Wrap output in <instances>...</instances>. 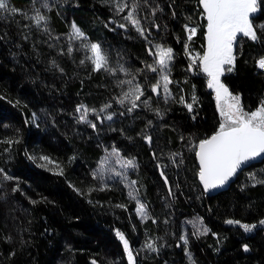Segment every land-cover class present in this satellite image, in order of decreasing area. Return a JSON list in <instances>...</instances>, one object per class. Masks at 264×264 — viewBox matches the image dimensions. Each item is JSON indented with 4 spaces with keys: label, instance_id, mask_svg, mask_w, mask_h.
<instances>
[{
    "label": "trees",
    "instance_id": "trees-1",
    "mask_svg": "<svg viewBox=\"0 0 264 264\" xmlns=\"http://www.w3.org/2000/svg\"><path fill=\"white\" fill-rule=\"evenodd\" d=\"M9 3L19 11L0 17V264H128L117 231L128 239L135 264H264V225H258L264 158L214 196L199 179L197 146L218 131L222 118L205 73L190 59V51L205 48L207 20L198 0ZM120 4L128 7L117 14ZM260 4L251 16L258 39L238 35L233 71L220 77L245 112L264 102ZM37 10L46 17L39 25L31 19ZM129 10L144 35L123 19ZM73 23L84 37L72 38ZM186 26L197 29L191 41ZM92 43L114 71L93 70L85 47ZM156 44L173 50L168 93L162 82L152 92L161 79L147 67H158ZM137 84L144 94L128 112L131 98L117 101ZM79 106L90 110L86 121ZM108 149L136 166L106 168ZM137 200L147 219L137 214ZM192 218L209 232L195 235ZM229 219L258 227L246 233ZM149 242L157 251L145 247Z\"/></svg>",
    "mask_w": 264,
    "mask_h": 264
},
{
    "label": "snow or ice",
    "instance_id": "snow-or-ice-1",
    "mask_svg": "<svg viewBox=\"0 0 264 264\" xmlns=\"http://www.w3.org/2000/svg\"><path fill=\"white\" fill-rule=\"evenodd\" d=\"M198 3L203 8L202 15L207 20L206 25V41L207 47L202 56L198 57L199 65L202 71L208 76V87L213 88L216 91L217 107L222 118L218 131L210 138L201 140L196 151V156L199 159V179L203 184L205 192H209L213 189H217L223 186L232 177L237 170L245 164V162L252 160L258 156L264 155V102L255 111L245 112L240 105V97L233 96L228 89L220 82V76L224 71H233V65L235 57L233 55V45L237 41L238 35L242 34L253 41L257 40V32L252 23L251 14L258 10V0H198ZM48 7L47 3L43 5ZM127 4H120L116 8L117 14L123 12ZM19 10L10 6L9 0H0V17L4 13L9 15L17 13ZM37 25L41 21H45L46 17L40 14L39 10L31 17ZM123 19L129 22L136 28L141 35H144V31L140 28V21L135 18V11L129 10L127 15ZM73 39L84 37V33L80 28L73 23L72 24ZM121 28L125 27V24L120 25ZM189 41L192 40L196 34V28H187ZM91 51L92 55L89 57L93 64L94 71L105 70L112 72L113 69L108 66V58L103 53L101 46L97 43L85 45ZM188 45H185L187 51ZM157 59L155 64L158 67L148 65L147 67L152 72L161 73V79L152 86V92H157L158 85L162 82L163 90L168 93V86L171 83L167 74L169 70V63L173 59V50L171 48H163L159 45L156 46ZM72 51L71 48L68 49ZM151 54V53H150ZM83 63V61H81ZM195 63V58L193 60ZM225 65L228 67L225 69ZM190 65L189 67H191ZM257 66L260 69H264V57L257 61ZM124 71V69H121ZM121 83H124L123 81ZM131 83V81H128ZM140 86L137 84L134 88L123 94V98L117 102L123 104L125 100L130 99L131 107L127 109L128 112H132L137 107L136 101L140 100L143 96ZM195 96H193V102H195ZM223 100V103H222ZM183 102V98H181ZM145 103H147L145 101ZM105 107H108L107 105ZM186 107L191 111L192 104H187ZM82 106L77 107L76 111L80 112ZM89 109H84L87 113ZM95 111V110H91ZM100 111H104L101 109ZM81 121L87 119L86 115H81ZM111 120L112 116L106 117ZM91 127L95 128V124H91ZM145 139L151 142L150 137ZM11 143V141H9ZM113 153L117 156L119 153L116 149H113ZM40 159L48 161V157L43 156ZM51 163V161H48ZM123 168H134L136 165L133 160L117 161ZM58 167V166H57ZM2 171V170H0ZM95 176V173L93 174ZM117 176L121 175L116 173ZM163 176V173H161ZM254 178V177H253ZM4 179H10V177L4 176ZM264 183V181H259ZM135 184V181L131 182ZM165 183L167 179L165 178ZM15 190V189H14ZM100 190H104L103 188ZM130 199L136 200L134 192H129ZM123 207V205H120ZM137 214L142 219H147V212L145 205L139 203L137 200ZM225 223L230 225H238L244 232L249 233L258 227V225H264V219L259 220L257 224L241 223L239 220H226ZM208 228L203 229L202 234H207ZM116 236L123 244L124 252L128 257V264H135L132 250L129 245L128 239L125 235L117 231ZM184 243L187 244L185 237H181ZM146 248L151 251H157V248L151 243L145 245ZM244 250H248V246L244 245ZM191 254H189V260H191ZM95 264V261L93 262Z\"/></svg>",
    "mask_w": 264,
    "mask_h": 264
},
{
    "label": "rangeland",
    "instance_id": "rangeland-1",
    "mask_svg": "<svg viewBox=\"0 0 264 264\" xmlns=\"http://www.w3.org/2000/svg\"><path fill=\"white\" fill-rule=\"evenodd\" d=\"M261 0H258V10H259V8H260V6H261ZM258 10H257V12H258ZM257 12H255V13H253V14H251V16L252 15H254V14H256ZM206 19V18H205ZM207 25V24H206ZM206 32V31H205ZM72 34H73V32H72ZM239 35H242V34H239ZM158 44H156V45H153L152 47H153V53H152V55L153 56H155V58L157 59V56L155 55V53H156V51H157V49H156V46H157ZM205 48H204V51L206 50V47H207V41H206V38H205ZM160 46V45H159ZM164 48V47H163ZM204 51L203 52H201V53H194V52H192V51H190V59H192V62H193V60H194V58H195V63H193V65L195 66V65H198L199 67H200V65H199V60H198V57L199 56H202L203 55V53H204ZM171 62V61H170ZM169 65H170V63H169ZM226 67H228L227 65H225V69H226ZM258 67V66H257ZM260 69V68H259ZM264 70V69H263ZM206 75V77H207V79H209L208 78V76H207V74H205ZM221 77V76H220ZM220 82H221V79H220ZM222 83V82H221ZM224 86H225V84L224 83H222ZM226 87V86H225ZM227 88V87H226ZM213 89V88H212ZM213 91H214V96L216 97V91L213 89ZM233 96H235V95H233ZM216 101H217V99H216ZM222 103H223V100H222ZM84 109L85 108H81V111L79 112V115H80V117H81V115H85V112H84ZM87 117V116H86ZM87 120V119H86ZM85 120V121H86ZM106 154H105V157H104V159H103V164H104V166L106 167V168H109V167H111V169H113L114 170V172H116V171H120V172H127V171H130L132 168H123V167H121V164L120 163H118L117 161L119 160V161H125V160H129V159H127V158H125L124 156H122V155H116V154H114L113 153V149H108L106 152H105ZM105 168V169H106ZM188 224H189V226H190V228H192V231H193V233L195 234V235H199V234H202L203 233V229L205 228V227H203L202 225H201V223H200V221H199V219H197V218H192V219H189V222H188Z\"/></svg>",
    "mask_w": 264,
    "mask_h": 264
},
{
    "label": "water",
    "instance_id": "water-1",
    "mask_svg": "<svg viewBox=\"0 0 264 264\" xmlns=\"http://www.w3.org/2000/svg\"><path fill=\"white\" fill-rule=\"evenodd\" d=\"M216 132H217V131H216ZM216 132H215V133H216ZM215 133L211 134V136L214 135ZM209 138H210V137H209ZM207 139H208V138H207ZM198 145H199V144H198ZM197 150H198V146H197ZM262 158H264V155H262V156H258V157H256V158H253L252 160H249V161L245 162V164H243V165L237 170V172H236L232 177H230V179H229V180H228L223 186H221V187H219V188H217V189H213V190H211V191H209V192H205V194H206L207 196H214L215 194H218V193H220V192H225V191H227V189L229 188L230 184L234 182V180H235L236 176L238 175L239 171H241L242 169L248 167L249 165H251V164L254 163V162H258V161H260V159H262ZM197 162L199 163V159H198V157H197ZM199 168H200V164H199ZM201 184H202V183H201ZM202 187H203V184H202Z\"/></svg>",
    "mask_w": 264,
    "mask_h": 264
}]
</instances>
